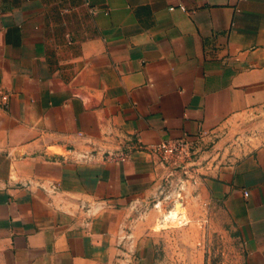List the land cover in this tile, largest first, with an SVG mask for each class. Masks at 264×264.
I'll use <instances>...</instances> for the list:
<instances>
[{"label": "crops", "instance_id": "0c3cea01", "mask_svg": "<svg viewBox=\"0 0 264 264\" xmlns=\"http://www.w3.org/2000/svg\"><path fill=\"white\" fill-rule=\"evenodd\" d=\"M0 90V264H160L134 209L178 182L264 264V0H0Z\"/></svg>", "mask_w": 264, "mask_h": 264}, {"label": "rangeland", "instance_id": "374dc122", "mask_svg": "<svg viewBox=\"0 0 264 264\" xmlns=\"http://www.w3.org/2000/svg\"><path fill=\"white\" fill-rule=\"evenodd\" d=\"M251 123L239 129L245 137L252 136L248 130ZM237 136L233 137L236 141ZM6 164L0 156V172L6 170ZM177 184L172 189L173 185L166 183L157 194L134 209L142 221L143 232L156 240L160 264H241L239 246L208 221L204 222L198 205L192 207L187 217L183 215L182 183Z\"/></svg>", "mask_w": 264, "mask_h": 264}, {"label": "built area", "instance_id": "2783aa9c", "mask_svg": "<svg viewBox=\"0 0 264 264\" xmlns=\"http://www.w3.org/2000/svg\"><path fill=\"white\" fill-rule=\"evenodd\" d=\"M0 101L4 105L8 102V96L4 95L1 90ZM205 136L206 135L203 133L196 137L167 140L158 144L149 145L146 149L158 155L160 157V163L163 165L172 167L175 170L178 169L187 172L201 153ZM128 157V154L121 155L118 158L113 156V158L123 161ZM245 196H248L247 192H245Z\"/></svg>", "mask_w": 264, "mask_h": 264}]
</instances>
